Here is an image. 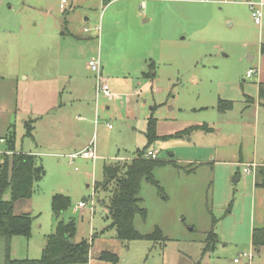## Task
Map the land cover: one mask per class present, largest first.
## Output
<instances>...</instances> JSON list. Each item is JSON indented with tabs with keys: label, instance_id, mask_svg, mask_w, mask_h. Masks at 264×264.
<instances>
[{
	"label": "rangeland",
	"instance_id": "rangeland-1",
	"mask_svg": "<svg viewBox=\"0 0 264 264\" xmlns=\"http://www.w3.org/2000/svg\"><path fill=\"white\" fill-rule=\"evenodd\" d=\"M59 1L0 0V136L12 131L16 151L34 155L45 172L21 203L31 236H18L11 256L41 257L57 226L53 195L63 193L71 204L59 219L75 223L76 241L94 239L90 260L71 264H112L103 251L117 254V264H264V248L251 241L253 226H264V187L255 191L256 172H243L246 162L264 168V106L245 102L258 96V74H246L249 53H261L264 22L254 23L247 0H73V36L47 40L55 18L64 28ZM93 59L112 97L98 90ZM151 71L154 82L143 80ZM221 100L232 108L220 112ZM150 117L160 134L150 148L167 162L154 170L164 194L144 179L148 216L134 223L143 234L159 226L167 239L121 240L95 184L105 164L129 162L148 143ZM92 144L97 158H71Z\"/></svg>",
	"mask_w": 264,
	"mask_h": 264
},
{
	"label": "trees",
	"instance_id": "trees-1",
	"mask_svg": "<svg viewBox=\"0 0 264 264\" xmlns=\"http://www.w3.org/2000/svg\"><path fill=\"white\" fill-rule=\"evenodd\" d=\"M264 51V45L262 46ZM144 76L149 75L147 72ZM154 75V74H153ZM263 87L260 95L263 96ZM233 106L231 101L221 100L218 109L221 112L228 111ZM206 129L205 125L191 126L182 131L187 133L194 129ZM31 135V129H28ZM180 133H176V135ZM148 143L143 149L136 151L135 157L130 162H113L104 166V176L101 181H96L95 193L105 192V198L99 197V203L109 208L112 218L111 226L116 228L117 237L121 240H158L165 241L163 231L159 226L153 232L143 234L135 227L136 215H141L145 221L148 211L142 206L143 199L140 195L142 181L145 179L157 186L161 194L163 188L155 178L154 170L167 162L158 158H148L145 154L150 146L159 139L156 134V119L149 118L146 131ZM6 157V156H5ZM260 175L256 181L257 186L264 187V168L260 169ZM43 167L36 163L35 157L28 153H14L11 158L6 157L0 164V237L6 240V259L4 264H71L87 263L90 260V252L94 242L86 239L76 241V225L73 221L65 222L59 217L68 209L71 200L63 193H57L52 198V210L57 219V226L53 233L47 235L46 244L39 259H12L9 256L10 241L14 236L30 237L33 219L30 213L16 215L15 203L20 199H30L33 195L34 184L44 177ZM100 194V193H99ZM8 196V198H7ZM108 201V203L106 202ZM215 224V218L213 219ZM210 232L208 240L210 244L218 241V237ZM73 239V242L70 241ZM210 244L206 250L210 249ZM252 245L255 250L264 248V226L253 229ZM100 259L117 264L119 257L110 251H103Z\"/></svg>",
	"mask_w": 264,
	"mask_h": 264
},
{
	"label": "crops",
	"instance_id": "crops-1",
	"mask_svg": "<svg viewBox=\"0 0 264 264\" xmlns=\"http://www.w3.org/2000/svg\"><path fill=\"white\" fill-rule=\"evenodd\" d=\"M105 1H107V0H104V2ZM201 1V0H200ZM211 1H214L215 2V0H211ZM211 1H209V2H211ZM256 1H263L264 2V0H256ZM111 1L110 0H108L107 1V4L108 3H110ZM201 2H206V1H201ZM42 4V3H41ZM73 4H74V2H73V0H67V3H66V6H65V8L64 9H62V10H64V11H62L63 12V17L61 18V22H62V26H64V28L62 29V30H60V29H58V28H60V26L58 25V23H57V21H56V18H55V20H54V23L51 25L52 26V28L50 29V31H49V33H48V35H47V40H49L50 38H55V37H57L58 35L60 36H62V37H64L65 36V31H66V34L68 33L69 35H72V33H71V20H69V12L71 11V9L73 8ZM60 5H61V0L59 1V7H60ZM249 5V4H248ZM264 7V6H263ZM60 9H61V7H60ZM50 12H52L51 11V9H49V7H47V9H46V13L48 14V13H50ZM67 15H68V17H67ZM252 18H253V16H252ZM263 19H264V11H263ZM86 20H88L87 18H86ZM253 21H254V19H253ZM263 22H264V20H263ZM231 24H234V22H230ZM254 23H255V21H254ZM256 24V23H255ZM257 25V24H256ZM88 29L87 28H85V31H87ZM59 31V32H58ZM53 33L55 36H51L50 35V33ZM60 33V34H59ZM73 36V35H72ZM264 45V42L263 43H261V53L259 54V56H258V58H257V56L253 53H249V58H250V60H251V62H253V64H254V66H252V67H250L249 68V70H254V73L251 75V76H248V71H247V74H246V76L248 77V78H251V77H253L254 76V74L255 73H257L258 74V76H257V78H258V96H257V99H255L253 96H247L246 97V100H245V102H251V103H255V105H259L260 107L261 106H264V94H263V96L262 95H260V89H261V87H263V90H264V51L262 50V46ZM258 61L257 62V64L255 63V61ZM102 74H103V70H102ZM154 74V71H151V73L149 74V75H147V76H144L143 77V80H149V81H151V82H154V80H155V76L153 75ZM143 80H141V81H139L137 84L139 85V83H141V82H143ZM145 83V82H144ZM136 89H137V87H136ZM135 89V90H136ZM138 92V91H137ZM153 108V107H152ZM220 111V110H219ZM221 112V111H220ZM226 112V111H225ZM33 121V119L32 118H30L29 119V121L28 122H32ZM26 122V121H25ZM149 122V121H148ZM205 125V124H204ZM28 127H29V129H31V135L30 136H33L32 135V130H33V126H31V125H29L28 124ZM156 134L158 135V136H160V134H159V132H158V130H157V122H156ZM145 135H146V133H145ZM146 138H147V136H146ZM148 140V139H147ZM0 143H3V144H5V146H6V150H0V158H2V163L4 162V157L5 156H10L9 158H11L12 157V154H14V153H18V151H16V138L14 137V135H13V133H12V131L10 132L9 130H7V132L4 134V135H1L0 136ZM150 149H152V148H150ZM152 150H156V149H152ZM22 153H26V152H22ZM29 154V153H28ZM73 154H75V153H73ZM146 155V154H145ZM120 160H124L123 158L122 159H115L114 160V162H117V161H119L120 162ZM132 160V159H131ZM131 160H129V162L131 161ZM0 161V162H1ZM127 162V161H126ZM173 162V161H172ZM241 162V161H240ZM174 163V162H173ZM251 164V162H246V165H248V164ZM252 163H255L254 161H252ZM108 164V163H107ZM110 164V163H109ZM258 164V163H257ZM106 165V164H105ZM104 165V166H105ZM103 169H104V167H103ZM259 171H260V164H258V167H257V169L255 170V172H256V175H257V177H256V179H255V191H256V187H260V186H257L256 185V181H257V179H258V173H259ZM243 172H244V170H243ZM245 173V172H244ZM252 173H254V172H252ZM252 173H249V174H252ZM249 174H245V175H249ZM236 176H239L240 177V175H238V174H236ZM237 181H239L240 179L238 178V179H236ZM262 187V186H261ZM260 187V188H261ZM7 198H8V196H7ZM24 200H27V201H29L30 199H24ZM23 199H20V200H18L16 203H15V206H14V213L16 214V215H21V214H26V213H29L27 210H23V208H22V202L24 201ZM98 202H100V201H98ZM136 218V217H135ZM257 227H263V226H253V228H252V231H251V241H252V232H253V229L254 228H257ZM51 234V233H50ZM147 234V233H146ZM47 235H49V234H47ZM47 235H46V237H47ZM18 238V236H14V237H12V239H11V241H10V250L12 249V245L11 244H13V243H15L14 241H16V239ZM46 244V243H45ZM14 245V244H13ZM44 247H45V245H44ZM44 247H43V250H44ZM43 250H42V253H43ZM12 254L10 253V251H9V256H11ZM17 256V255H16ZM41 256H42V254H41ZM12 257V256H11ZM10 257V258H11ZM13 258V257H12ZM5 259H6V240H5V238H3V237H0V264H4V262H5ZM13 259H15V258H13ZM26 259V258H25ZM33 259H37V258H35V257H33ZM39 259V258H38ZM235 260V259H234Z\"/></svg>",
	"mask_w": 264,
	"mask_h": 264
},
{
	"label": "built area",
	"instance_id": "built-area-1",
	"mask_svg": "<svg viewBox=\"0 0 264 264\" xmlns=\"http://www.w3.org/2000/svg\"><path fill=\"white\" fill-rule=\"evenodd\" d=\"M201 1H206V2H209L211 0H201ZM66 3H67V0H61V9H64L65 6H66ZM247 4H249L250 8L252 9V16H253V19L255 21V23L259 26L262 25L263 23V6H264V2L263 1H256V0H247ZM88 67L96 72L98 74V80H99V83H98V90L99 91H104V93L106 94V96L108 97H112V93L110 91V87L108 84L106 83H102L103 81V74H102V66H101V62L100 60H96V59H93V60H90L89 63H88ZM254 73V70H249L248 71V76H251L252 74ZM158 150H148L147 153H146V156L148 158H152V159H156L158 158ZM77 156H82V157H85V158H88V159H95L97 158V153H96V148H95V145L92 144L90 145L88 148H86L85 150H82L80 153H75V154H71V158H76ZM258 167V164L257 163H251V164H248L244 167V172L249 174V173H252L254 172ZM86 205V202L85 201H82L79 203V206L80 207H85ZM244 256H248L250 258V261L252 260L253 258V253H249L248 255L246 254H243ZM235 262H239V258H235L234 260Z\"/></svg>",
	"mask_w": 264,
	"mask_h": 264
},
{
	"label": "water",
	"instance_id": "water-1",
	"mask_svg": "<svg viewBox=\"0 0 264 264\" xmlns=\"http://www.w3.org/2000/svg\"><path fill=\"white\" fill-rule=\"evenodd\" d=\"M235 181H237V180H235ZM70 241L73 242V239H70Z\"/></svg>",
	"mask_w": 264,
	"mask_h": 264
}]
</instances>
